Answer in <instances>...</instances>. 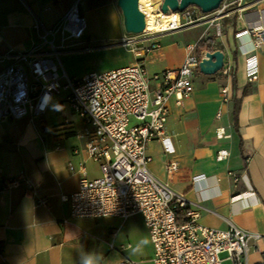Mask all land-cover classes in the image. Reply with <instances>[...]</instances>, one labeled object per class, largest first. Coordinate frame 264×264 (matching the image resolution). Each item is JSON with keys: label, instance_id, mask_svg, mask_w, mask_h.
<instances>
[{"label": "crops", "instance_id": "obj_1", "mask_svg": "<svg viewBox=\"0 0 264 264\" xmlns=\"http://www.w3.org/2000/svg\"><path fill=\"white\" fill-rule=\"evenodd\" d=\"M115 1L79 3L84 35L66 42L67 48L59 54L60 68L68 77L80 78L139 60L152 75L177 69L187 46L210 37L211 45L204 49L221 50L231 74L197 71L193 90L181 104L169 98L165 133L166 146L173 151L167 153L160 140L150 141L148 171L199 211L201 225L214 229L232 225L260 235L249 241L247 254V264H257L264 255V42L254 47L245 30L256 19L264 26V0H228L234 3L221 20L220 36L207 23L166 30L157 37L159 47L145 55L139 52L140 56L121 43L127 34ZM73 2L0 0V71L16 53L29 49L36 38L35 21L51 27ZM147 42L150 38L144 37L139 45ZM251 61L256 64L253 81L248 77ZM154 85L150 81L151 88ZM59 99L54 96L40 116L0 122V264H86L88 260L120 264L125 259L152 264L153 245L140 215L64 221L69 205L60 195L77 190L79 165L83 163L90 179L101 171L100 163L84 151L90 128L71 113L78 122L69 114L59 120L54 116ZM221 149L228 153L225 159L217 158ZM166 161L178 167L170 178L164 170ZM16 180L14 187H5ZM33 192L47 196L48 203L37 205Z\"/></svg>", "mask_w": 264, "mask_h": 264}, {"label": "built area", "instance_id": "obj_2", "mask_svg": "<svg viewBox=\"0 0 264 264\" xmlns=\"http://www.w3.org/2000/svg\"><path fill=\"white\" fill-rule=\"evenodd\" d=\"M81 1L74 0L51 27L46 28L35 21L36 38L29 49L16 53L0 71V122L28 114L40 116L51 99L59 96L55 111L68 109L90 128L85 132L84 151L88 158L100 163L101 175L87 178L83 163L79 165L77 190L60 195L61 201L69 205L64 221L83 217L126 219L140 215L153 245L152 264H224L225 261L227 264H247L249 241L260 239V235L232 225L227 229L201 225L199 211L189 208L182 195L148 171L151 157L146 147L150 141L160 140L167 153L173 151L171 146H166L168 100L173 96L179 105L192 92V77L199 71L201 57L196 53V45L187 46L183 62L174 70L149 75L144 64L136 61L113 69L92 71L80 78L68 77L60 68L59 54L67 48V41L78 40L84 35L86 23L79 7ZM233 3L223 0L209 13L189 6L182 12H175L179 19L160 32L182 25L207 23L220 36L221 20L229 15ZM260 23L256 19L245 30L252 36L254 47L264 42V26ZM141 34L147 38L155 33L144 29ZM121 43L138 56L137 48L132 46L134 42L128 36ZM141 47L150 51L159 47V43ZM218 72L230 76L228 63L223 60ZM248 77L251 81L256 79L254 61L248 63ZM150 81L155 82L152 88ZM226 92L223 88L222 93ZM64 123L68 124V121ZM227 155L225 149L217 152L218 159H225ZM68 168L74 171L72 165ZM164 170L170 178L178 167L174 162L166 161ZM18 182L11 181L5 187H14ZM33 195L37 205L48 203L47 196H37L34 192ZM120 264L137 263L125 259ZM257 264H264V255Z\"/></svg>", "mask_w": 264, "mask_h": 264}, {"label": "water", "instance_id": "obj_3", "mask_svg": "<svg viewBox=\"0 0 264 264\" xmlns=\"http://www.w3.org/2000/svg\"><path fill=\"white\" fill-rule=\"evenodd\" d=\"M223 0H161L159 10L163 14L182 12L189 6H196L202 13L217 9ZM122 16V26L127 35L140 34L145 29V17L138 7V0H116ZM199 72L205 75L216 74L223 65V52L202 49L199 52Z\"/></svg>", "mask_w": 264, "mask_h": 264}, {"label": "bare ground", "instance_id": "obj_4", "mask_svg": "<svg viewBox=\"0 0 264 264\" xmlns=\"http://www.w3.org/2000/svg\"><path fill=\"white\" fill-rule=\"evenodd\" d=\"M161 0H138V7L145 17V31L159 33L167 29L179 18L177 15H166L160 12L159 5Z\"/></svg>", "mask_w": 264, "mask_h": 264}, {"label": "rangeland", "instance_id": "obj_5", "mask_svg": "<svg viewBox=\"0 0 264 264\" xmlns=\"http://www.w3.org/2000/svg\"><path fill=\"white\" fill-rule=\"evenodd\" d=\"M154 2H155V0H154ZM192 9H194L193 7H192ZM185 27H188L187 25H182L179 29H183V28H185ZM160 34H161V32H159V33H155V34H153V35H151V36H149L148 38H150V42H147V43H144V45H149V46H151L152 44H158L159 43V41L157 40V37H159L160 36ZM131 40H133V44L134 45H132V46H134V47H136L137 49H135V53H138V56H140L141 54L139 53V52H142L144 55L145 54H147L148 53V51H146L145 49H142V45L140 46L139 45V43L143 40V38H144V35L143 34H135V35H127ZM159 45H160V43H159ZM130 48V47H129ZM138 62H140L139 60H138ZM62 114H64V115H66L67 114V116H68V114H69V116H70V112L69 111H63L62 113L61 112H54V116L56 117V119L57 120H59V116L60 115H62ZM70 118L73 120V121H75V122H78V120H77V118L76 117H71L70 116Z\"/></svg>", "mask_w": 264, "mask_h": 264}, {"label": "trees", "instance_id": "obj_6", "mask_svg": "<svg viewBox=\"0 0 264 264\" xmlns=\"http://www.w3.org/2000/svg\"><path fill=\"white\" fill-rule=\"evenodd\" d=\"M212 42V39L210 37H207L205 39H201L200 41L197 42L196 44V53L199 54L200 50L210 47ZM236 111H237V105L236 108H234V116L236 117ZM184 218H181L180 220H183Z\"/></svg>", "mask_w": 264, "mask_h": 264}, {"label": "clouds", "instance_id": "obj_7", "mask_svg": "<svg viewBox=\"0 0 264 264\" xmlns=\"http://www.w3.org/2000/svg\"><path fill=\"white\" fill-rule=\"evenodd\" d=\"M86 264H92V261H91V260H88V261L86 262Z\"/></svg>", "mask_w": 264, "mask_h": 264}]
</instances>
